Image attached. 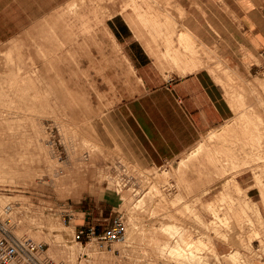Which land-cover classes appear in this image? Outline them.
Here are the masks:
<instances>
[{"label":"rangeland","instance_id":"obj_1","mask_svg":"<svg viewBox=\"0 0 264 264\" xmlns=\"http://www.w3.org/2000/svg\"><path fill=\"white\" fill-rule=\"evenodd\" d=\"M103 15H109L106 8ZM33 50L31 53L23 44L0 50V218L8 220L17 236L45 244L39 254L42 263L80 264L90 254L99 258L97 264H185L184 256L178 257L169 247L180 241L181 233L184 240H201L192 248V256L197 257L189 255L190 264H232L231 250L239 251L233 256L240 254L246 264H264L263 212L262 216L257 204L245 199L246 191L236 187L238 176L252 177L264 207V141L257 147L258 160L239 150L236 157L222 150L215 159L204 158L208 149H224L223 138L229 140L231 136V130L222 129L238 115L237 91L245 94L244 110L251 104L264 117V71L249 79L240 78L217 56L200 48L212 63L209 70L215 80L227 88L233 116L223 127L205 134L195 147L203 146V152L182 167L180 160L185 155L160 168L145 169L111 155L108 129L97 128L91 119L97 115L90 111L91 103L105 108L109 88L91 81L89 73L84 76V86L75 87L72 81L58 77L60 71L52 64L56 56H44L36 44ZM8 165L11 170H7ZM79 184L83 187L76 190ZM204 189L207 193L202 192ZM241 195L242 199H235ZM177 196L181 199H175ZM100 198H112L113 203L101 202ZM211 204L215 212L209 208ZM96 207H106L103 222L112 211V217L123 216L127 228L123 240L104 250L98 249L94 238L89 245L74 239L76 219L92 209L96 216ZM167 223L177 226L175 236L164 232ZM71 248L75 258L70 260ZM49 250L65 252L55 258Z\"/></svg>","mask_w":264,"mask_h":264},{"label":"crops","instance_id":"obj_2","mask_svg":"<svg viewBox=\"0 0 264 264\" xmlns=\"http://www.w3.org/2000/svg\"><path fill=\"white\" fill-rule=\"evenodd\" d=\"M73 1L0 0V50L23 44L34 53L40 42L42 53L56 56L52 64L67 83L81 88L89 73L91 81L108 87L105 108L91 103L90 111L97 113L91 119L97 128L108 129L111 155L139 167L179 160L233 116L226 89L209 73L212 63L200 48L240 78L264 71V0H136L137 6L148 3L171 15L175 47L180 30L192 36L199 56L178 65L166 58L164 42L153 41L136 19L132 0ZM236 181L264 215L252 177ZM100 201L113 203L112 198ZM96 209V216L92 209L77 218L75 228L108 226L113 212L103 222L106 207Z\"/></svg>","mask_w":264,"mask_h":264},{"label":"bare ground","instance_id":"obj_3","mask_svg":"<svg viewBox=\"0 0 264 264\" xmlns=\"http://www.w3.org/2000/svg\"><path fill=\"white\" fill-rule=\"evenodd\" d=\"M75 1V0H74ZM73 1V2H74ZM75 4H76V2H75ZM131 5H134L133 6V9H135L134 10V12L137 14V18L136 19H138L139 21H140V23L144 26V28L146 29V31H147V33H148V35L152 38V40L153 41H156L157 40V36H159V38L160 39H162V41L164 42V44H165V53H166V56L172 61V62H174V64H179V63H181V62H184V63H189V62H194L196 59H197V57L199 56L197 53H198V50H197V47L195 46V42H194V40H192L193 38H192V36L188 33V32H186V31H184V30H180V32H178L179 34H177V42H178V47H175V45H174V40L172 39V36H173V34H174V32H175V29H173V28H176L175 27V23H174V20H173V18L171 17V15L170 14H168V13H160V12H158L157 10H155V8L152 6V5H148V3H147V5L144 7H142V6H137V4H136V0H132L131 1V3H130ZM71 5V4H70ZM69 5V6H70ZM73 5H74V3H73ZM71 7H72V5H71ZM68 9V8H67ZM72 8H70V10H71ZM63 11V10H62ZM164 11V10H163ZM136 16V15H135ZM134 18V17H133ZM127 21H128V18H127ZM129 22V21H128ZM133 23V22H132ZM136 24V23H135ZM135 24H133V25H135ZM137 25V24H136ZM184 29V28H183ZM136 30V29H135ZM138 30V29H137ZM136 33H137V31H136ZM135 33V34H136ZM148 42V41H147ZM36 45H38V46H41L40 45V42L39 43H35ZM149 44V43H148ZM181 49L183 50V51H181ZM150 52V51H149ZM8 54V53H7ZM8 56H9V54H8ZM44 56H45V54H44ZM202 58V57H201ZM11 59V58H10ZM157 59V58H156ZM128 60V59H127ZM5 63V62H4ZM6 65V64H5ZM13 65H14V62H13ZM190 66H195L193 63H192V65H190ZM44 67H46V66H44ZM180 67V66H179ZM46 69H48L47 67H46ZM183 69V68H182ZM3 70V69H2ZM7 70V69H6ZM209 73H210V71H209ZM61 76V73L59 74L58 73V77H60ZM218 76V75H217ZM216 76V77H217ZM221 78V77H220ZM219 79V78H218ZM220 82H221V79H220ZM261 82V81H260ZM263 82H264V80H263ZM11 84V83H10ZM263 87V86H262ZM22 89V88H21ZM227 89V88H226ZM252 89V88H251ZM236 90V89H235ZM254 90V89H253ZM36 91V90H35ZM234 91V90H233ZM255 91V90H254ZM22 92V91H21ZM14 93H15V91H14ZM35 93V92H34ZM39 93V92H38ZM235 93H236V91H235ZM8 94V93H7ZM6 94V95H7ZM30 94V93H29ZM232 94V93H231ZM30 95H33V93H31ZM35 96V95H34ZM229 96H230V94H229ZM18 97V96H17ZM36 97V96H35ZM233 97V96H232ZM232 97H231V99H232ZM236 97V98H235ZM234 98H235V100L238 102L237 104H236V106H237V112L236 113H238V115H237V117L236 118H234L231 122L232 123H230V124H226L225 125V128H221L223 131H224V129L225 130H231V131H229V133L230 132H232L231 133V136H230V138H229V140H227L226 138H223V143H222V146L221 147H223L224 149H218V148H214V150L212 151V149L210 150V149H208L207 151H206V155L204 154V158H206V159H208V160H212V159H215V157H214V155L216 154V155H218V153L219 152H221L222 150H228V151H230V155L229 156H234V157H236V155H238L239 156V151H242V152H244L243 154H246V155H256L257 157H260V153H259V150L257 149V147H258V144L259 143H262V140L264 141V117L256 110V108L253 106V105H251V104H249V106H247V110H244L245 108H246V99H245V94H244V92H238L237 91V94H236V96H235ZM22 98V97H21ZM23 99H24V97H23ZM7 100V99H6ZM16 100V99H15ZM21 100V99H20ZM27 100H28V98H27ZM232 100H234V99H232ZM236 101H234L235 103H236ZM11 102H13V101H10V103ZM16 102V101H15ZM27 102V101H26ZM260 103H262L261 102V100H260ZM264 103V102H263ZM248 104V103H247ZM16 106V105H15ZM22 107V106H21ZM232 107V106H231ZM10 110V109H9ZM21 110H22V108H21ZM29 110H31V109H29ZM7 112V111H6ZM6 112H5V114H6ZM9 112H11V111H9ZM234 112V113H235ZM3 114V113H2ZM10 114V113H9ZM15 115H17L16 113H15ZM223 127V126H222ZM219 130V129H218ZM219 132V131H218ZM34 133H36L35 131H34ZM215 133V132H214ZM219 134V133H218ZM36 135V134H35ZM219 136H221V135H219ZM229 136V135H228ZM210 138H211V136H209ZM223 137V136H222ZM5 139V138H4ZM216 140V139H215ZM40 141V140H39ZM227 142H229L228 144H227ZM263 144H264V142H263ZM2 145H4V144H2ZM212 145H213V143H212ZM260 148V147H259ZM203 149H204V147L203 146H199L198 148H194L193 149V151L192 152H189V153H187L185 156L186 157H182V159L180 160V166H179V168L180 167H182L185 163H186V161L187 160H189V159H191L192 157H196L200 152H203ZM248 149V150H247ZM74 150V149H73ZM239 150V151H238ZM3 152V151H2ZM245 155V156H246ZM250 155V156H251ZM248 156H246V157H248ZM255 156V157H256ZM47 157V156H46ZM253 157V156H252ZM255 158V159H257L258 160V158ZM232 159V158H231ZM249 159V158H248ZM256 160V161H257ZM260 160H263L262 158H259V161ZM1 162V161H0ZM249 162V161H248ZM204 163V162H203ZM245 163H247V162H245ZM4 164H6V163H4ZM9 166V168L7 169V170H11L12 168V166H10V165H8ZM6 168V167H5ZM3 169V168H2ZM166 169V168H165ZM167 170V169H166ZM178 170V169H177ZM18 170H14V172H17ZM167 172V171H166ZM164 173V172H163ZM162 173V174H163ZM168 173V172H167ZM161 174V175H162ZM165 174V173H164ZM166 175H168V174H166ZM165 175V176H166ZM258 182H259V184H262L263 185V181L262 180H257ZM257 182V183H258ZM154 185V184H153ZM224 185H227V181L226 182H224L223 183V186ZM83 187V184H79L77 187H76V190H78V189H81ZM129 187V186H128ZM236 187L238 188V189H240L241 187L239 186V184L238 183H236ZM237 189V190H238ZM262 190H263V187H262ZM207 190L206 189H204L202 192H206ZM264 192V191H263ZM207 193V192H206ZM246 196H247V194H245ZM123 196V195H122ZM181 196H177L175 199H181L180 198ZM128 199V198H127ZM247 204H248V202L247 201H245ZM263 202H264V200H263ZM245 203V204H246ZM216 206V205H215ZM255 206V205H254ZM10 206H8L7 208H9ZM211 207V209L214 211V206H212V204L211 205H209V208ZM6 209V208H5ZM211 210V212H213ZM259 210V209H258ZM257 210V211H258ZM215 212V211H214ZM217 212V211H216ZM259 212V211H258ZM257 212V213H258ZM1 214V213H0ZM215 214V213H214ZM213 214V215H214ZM215 215H218V214H215ZM258 215V214H257ZM260 215V214H259ZM258 215V216H259ZM196 216V215H195ZM219 217V216H218ZM217 217V218H218ZM225 218V220H227L226 219V216H224ZM260 217V216H259ZM216 218V217H215ZM221 218V217H220ZM221 220V219H220ZM260 220V219H259ZM228 221V220H227ZM226 221V222H227ZM252 220H250V222H251ZM230 222V221H229ZM60 225H61V223H60ZM163 225V224H162ZM161 225V226H162ZM179 227H181V226H179ZM162 229V228H161ZM177 229V226L174 224V223H167L166 225H163V230H164V232H166V233H170V234H172L174 231H177L176 230ZM180 229V228H179ZM183 229V228H182ZM185 229V228H184ZM185 232H187V230H185ZM217 232V231H216ZM254 232V231H253ZM176 233V232H175ZM175 233H173V236H175ZM188 233H189V231H188ZM254 233H257V232H254ZM224 234V233H223ZM179 235V236H178ZM177 236L179 237V240L180 241H176V244H174V245H172V246H169L170 248H171V250L172 251H174V253H176V255L178 254V257H181V256H184V258H185V262H182V263H185V264H190V256L189 255H191V257H197V255H193L192 256V253H191V251H192V248H197L198 247V245H199V243H197V242H200L201 240L200 239H193V240H191L190 239V237H191V235H189L190 237H189V239H190V241H188V240H184V237H183V235L180 233V234H178ZM220 235V234H219ZM256 235V234H255ZM257 236H258V234H257ZM257 236H255L253 239H256L257 238ZM37 237V236H36ZM170 237H171V235H170ZM172 238H174V237H172ZM198 238V237H197ZM223 238V237H222ZM253 239H251L250 241H252ZM170 241V240H169ZM91 241H89L88 243H90ZM87 243V244H88ZM197 243V244H196ZM66 244V243H65ZM166 244H168V243H166ZM166 244H164V246L166 245ZM68 245V244H67ZM89 245V244H88ZM201 245V244H200ZM73 246V245H72ZM94 246V245H93ZM96 246V245H95ZM201 246H203V245H201ZM167 247V246H166ZM169 247H168V249H169ZM66 248V247H65ZM74 248V247H73ZM94 248H96V247H94ZM163 249H166V248H163ZM203 249V248H202ZM69 250V249H68ZM95 250V249H94ZM198 250V249H197ZM74 250H72V248H71V250H70V260L71 259H74L75 258V256L74 257H71V256H73V254H74V252H73ZM161 251V250H160ZM170 250H168V252H169ZM199 251V250H198ZM63 252H65V251H62V250H55V251H50L49 250V254L51 253L55 258H57V257H61V256H63ZM167 252V253H168ZM235 252L237 253V252H239V251H237V250H231L228 254H230V259H231V262H232V264H241L240 262H239V259H240V257H239V255L240 254H238V255H234L233 256V254H235ZM201 253H202V251H201ZM68 254H69V252H68ZM95 254V253H94ZM169 254H171V253H169ZM194 254H196V253H194ZM83 255H87L86 254V252L85 253H83ZM172 255V254H171ZM200 255V254H199ZM100 256L102 257V254H100ZM103 256H104V253H103ZM163 256V255H162ZM104 257H107V256H104ZM111 257V256H110ZM199 257V256H198ZM202 257V256H201ZM69 258V257H68ZM103 258V257H102ZM184 258H182V259H184ZM195 258H192V259H195ZM98 257L97 256H95V255H90V254H88L86 257H85V261L84 262H80V264H97V261H98ZM196 260V259H195ZM199 260V263H200V261H201V258L200 259H198ZM83 261V260H82ZM58 264V263H57ZM74 264V263H73Z\"/></svg>","mask_w":264,"mask_h":264},{"label":"built area","instance_id":"obj_4","mask_svg":"<svg viewBox=\"0 0 264 264\" xmlns=\"http://www.w3.org/2000/svg\"><path fill=\"white\" fill-rule=\"evenodd\" d=\"M126 230L123 216L115 215L112 217L110 224L102 230H99L94 224L79 226L75 230L74 239L87 244L94 238L98 249L104 250L111 248L114 242L123 240ZM44 250L45 244L35 242L30 238L17 236L12 231L8 220L0 218V264H50V260H46L44 263L39 260V254ZM258 250L255 249V251ZM239 262L246 264L244 257H240Z\"/></svg>","mask_w":264,"mask_h":264}]
</instances>
